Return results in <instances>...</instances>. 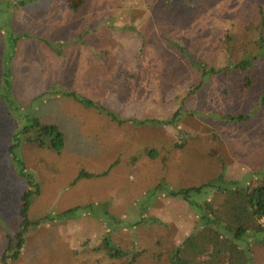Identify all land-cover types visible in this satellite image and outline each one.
<instances>
[{
  "label": "rangeland",
  "instance_id": "374dc122",
  "mask_svg": "<svg viewBox=\"0 0 264 264\" xmlns=\"http://www.w3.org/2000/svg\"><path fill=\"white\" fill-rule=\"evenodd\" d=\"M33 112L59 125L61 151L14 142ZM223 171L264 174V0H36L0 12V264L21 229L19 256L4 262L167 264L196 209L157 183ZM108 236L135 258L107 254ZM245 263L264 264V246Z\"/></svg>",
  "mask_w": 264,
  "mask_h": 264
},
{
  "label": "trees",
  "instance_id": "16d2710c",
  "mask_svg": "<svg viewBox=\"0 0 264 264\" xmlns=\"http://www.w3.org/2000/svg\"><path fill=\"white\" fill-rule=\"evenodd\" d=\"M33 1L36 0H0V12L11 14L14 7L16 10ZM82 2L83 0H66V4L74 9H79ZM4 81L8 84L6 76ZM48 92L73 96L84 106H96L100 111L106 112L112 120L122 121L116 112L102 104H96L90 97L77 91L54 84ZM22 121L20 136L15 139V143L25 139L42 146H50L56 151L63 149L64 133L58 124L44 122L34 112ZM139 122L163 121L144 119ZM253 175L254 173L247 178L235 179L226 177L223 171L204 184L178 188L169 186L166 181L157 183L155 190L158 193L181 195L196 209L195 224L184 233L181 242L166 254L167 264H246L248 260L250 262L254 247L264 246V174ZM26 179L30 184L33 183L29 176ZM206 188H214L213 191L218 192V198L205 203L196 199L195 195H202ZM30 189V193H33L34 189L32 187ZM30 193L23 196V204H29ZM26 209L27 207L21 209L23 216H26ZM23 231L21 229L10 240L11 245L15 240L13 245L16 246L12 245L6 251L2 258L3 264H13L4 262L5 256L10 257L8 260L10 262L19 256L24 241ZM102 248L115 258L125 257L129 261L135 258V253L131 254L135 252L133 248L122 249L110 236L104 238Z\"/></svg>",
  "mask_w": 264,
  "mask_h": 264
}]
</instances>
